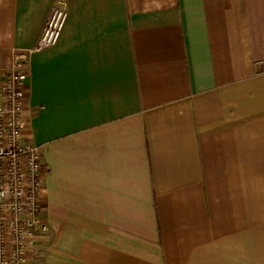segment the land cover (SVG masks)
<instances>
[{"label": "crops", "instance_id": "0c3cea01", "mask_svg": "<svg viewBox=\"0 0 264 264\" xmlns=\"http://www.w3.org/2000/svg\"><path fill=\"white\" fill-rule=\"evenodd\" d=\"M59 4L25 65L27 264H264V0H0V83Z\"/></svg>", "mask_w": 264, "mask_h": 264}, {"label": "built area", "instance_id": "2783aa9c", "mask_svg": "<svg viewBox=\"0 0 264 264\" xmlns=\"http://www.w3.org/2000/svg\"><path fill=\"white\" fill-rule=\"evenodd\" d=\"M66 19L63 4L52 8L36 47L16 53L14 69L0 83V264H27L33 246L49 239L41 218V151L24 133L25 65L33 51L57 43Z\"/></svg>", "mask_w": 264, "mask_h": 264}]
</instances>
